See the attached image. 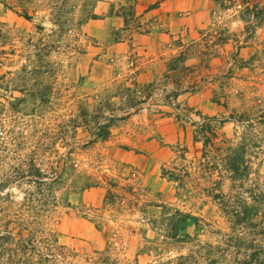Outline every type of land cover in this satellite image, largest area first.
Instances as JSON below:
<instances>
[{"label": "rangeland", "instance_id": "rangeland-1", "mask_svg": "<svg viewBox=\"0 0 264 264\" xmlns=\"http://www.w3.org/2000/svg\"><path fill=\"white\" fill-rule=\"evenodd\" d=\"M133 1L0 2V264H235L248 241L264 248L259 227L240 228L229 212L264 206V0H216L208 28L183 50V65L201 63L204 76L178 94L181 120L158 91L120 109L132 51L106 20H129ZM163 70L153 64L156 81ZM196 112L242 144L241 187L217 172L192 173L184 186L160 174L185 164L177 147L187 159L199 153L190 138ZM109 116L101 140L96 122ZM107 189L123 197L105 199ZM156 204L195 219L172 238Z\"/></svg>", "mask_w": 264, "mask_h": 264}, {"label": "trees", "instance_id": "trees-1", "mask_svg": "<svg viewBox=\"0 0 264 264\" xmlns=\"http://www.w3.org/2000/svg\"><path fill=\"white\" fill-rule=\"evenodd\" d=\"M0 2L6 5L5 0ZM19 15L25 19L29 18L25 10H21ZM127 15L129 16V20L123 15V29L137 30L139 26L133 16L132 6L129 8ZM127 23L131 24L132 27L128 28ZM185 56V51L181 50L166 62L168 71H178V74L174 76L164 74L162 80L152 81L142 86H137L133 82L129 86L121 84L117 96L120 98V103L123 106L120 108L122 113L127 114L130 109L137 108L145 103L155 91H158L163 93L164 103L178 110L176 114L178 120L186 117L187 114L185 111L187 108H180L178 102H176V98L181 91L193 89L204 75L201 70V63L193 66H184L183 61L185 60ZM102 104L100 103L98 105L102 106ZM104 104L107 103L104 102ZM196 116L197 120H191L190 122V138L192 145L195 143L199 144V153H195L191 158L187 159L185 156L187 152L186 146L177 147L176 158L185 161V164L180 167L171 165L166 168L163 166L160 169V174L176 182L178 186H184L185 177L190 176L192 173L202 174L209 178L214 172H217L228 179L230 188L241 187L244 181L247 180L249 170L248 160L245 158L242 144L233 145L231 142L222 139L217 131L219 122L214 116L202 115L198 112H196ZM111 118L112 116H109L107 121L103 123L96 122L95 136L97 138L101 140L106 139L109 134L108 128ZM92 183H85L82 185V188L90 186ZM108 186L117 189V187L115 188L116 184L112 182H108ZM119 188L121 189V187ZM128 193H132L130 188L128 189ZM116 196L123 197L122 194H119V191L106 190L105 199L110 200ZM210 196L212 198H218L222 196V193L220 190H217V192H210ZM256 204L246 205L244 203L241 206V210L232 207L229 210L232 223L238 225V227L240 226V228L257 226L262 231L260 233H264V206L262 208L263 211L259 212L258 209L260 208ZM155 206L159 207L160 212L166 215L168 223L164 225V228L172 238L176 236L178 230L184 229L189 221L195 219L191 214L182 212L176 208H170L163 204H156ZM242 248L247 249L248 252H244L243 257L237 260L235 264H264V248L261 245L253 241H248Z\"/></svg>", "mask_w": 264, "mask_h": 264}, {"label": "crops", "instance_id": "crops-1", "mask_svg": "<svg viewBox=\"0 0 264 264\" xmlns=\"http://www.w3.org/2000/svg\"><path fill=\"white\" fill-rule=\"evenodd\" d=\"M216 7V0H134L132 11L139 26L137 30L123 29V15L108 17L107 23L121 26L129 42L126 53L132 51L129 57L133 64L130 81L137 86L156 81V75L151 73L156 62L164 67L161 76L170 74L166 62L202 37ZM127 27L132 26L127 23ZM131 82L125 81V85Z\"/></svg>", "mask_w": 264, "mask_h": 264}]
</instances>
